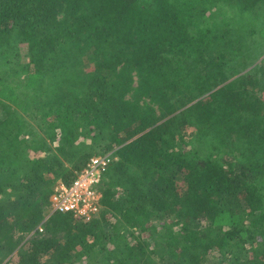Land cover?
<instances>
[{"label":"trees","instance_id":"trees-1","mask_svg":"<svg viewBox=\"0 0 264 264\" xmlns=\"http://www.w3.org/2000/svg\"><path fill=\"white\" fill-rule=\"evenodd\" d=\"M263 31L264 0H0V264H264ZM107 153L98 211L49 212Z\"/></svg>","mask_w":264,"mask_h":264},{"label":"built area","instance_id":"built-area-1","mask_svg":"<svg viewBox=\"0 0 264 264\" xmlns=\"http://www.w3.org/2000/svg\"><path fill=\"white\" fill-rule=\"evenodd\" d=\"M112 160L110 153L93 156L70 184L58 182L50 196L49 211L84 218L95 214L100 205L101 174Z\"/></svg>","mask_w":264,"mask_h":264},{"label":"rangeland","instance_id":"rangeland-1","mask_svg":"<svg viewBox=\"0 0 264 264\" xmlns=\"http://www.w3.org/2000/svg\"><path fill=\"white\" fill-rule=\"evenodd\" d=\"M262 38H264V31L261 33V34H259ZM264 56V55H263ZM262 56V57H263ZM260 61V60H259ZM2 112H0V118L2 117ZM190 137V134L189 133H187L186 134V138H189ZM48 211H49V208H48ZM50 212V211H49ZM225 259H227V257L226 256H224V255H221V254H214L213 255V260L214 261H217V262H219L218 264H224V262H225Z\"/></svg>","mask_w":264,"mask_h":264}]
</instances>
